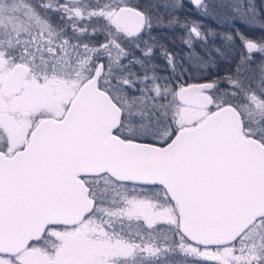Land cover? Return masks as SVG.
<instances>
[{
	"label": "snow or ice",
	"instance_id": "1",
	"mask_svg": "<svg viewBox=\"0 0 264 264\" xmlns=\"http://www.w3.org/2000/svg\"><path fill=\"white\" fill-rule=\"evenodd\" d=\"M0 264H264V0H0Z\"/></svg>",
	"mask_w": 264,
	"mask_h": 264
},
{
	"label": "flooded vegetation",
	"instance_id": "2",
	"mask_svg": "<svg viewBox=\"0 0 264 264\" xmlns=\"http://www.w3.org/2000/svg\"><path fill=\"white\" fill-rule=\"evenodd\" d=\"M169 38H171V37H169Z\"/></svg>",
	"mask_w": 264,
	"mask_h": 264
}]
</instances>
